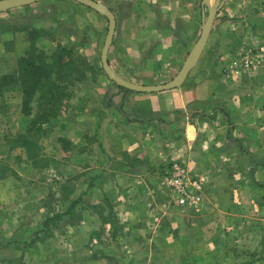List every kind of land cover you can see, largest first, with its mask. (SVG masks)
<instances>
[{
  "label": "crops",
  "instance_id": "crops-1",
  "mask_svg": "<svg viewBox=\"0 0 264 264\" xmlns=\"http://www.w3.org/2000/svg\"><path fill=\"white\" fill-rule=\"evenodd\" d=\"M93 1L114 16L107 63L130 83L154 86L174 78L201 32L200 0ZM106 33L105 17L71 0H43L1 12L0 77L14 72L12 63L27 48L33 49L43 53V59L35 62L48 69V83L72 92L64 108L42 128L50 127L52 138L68 143L73 154L81 153L82 163L91 161L87 154L99 155L101 175L95 181L88 179V185L100 189H89V194L97 192L87 197L96 200L101 214L107 207L116 220L150 215L153 188L166 190L161 177L174 163L200 183L203 202H208L199 212H190L217 215V203L234 202V196L241 194L236 183L239 174L232 173L239 167L232 160V141L246 149L239 136L228 131L229 84L220 65L210 61L213 53L203 49L177 87L137 93L119 89L103 72L100 54ZM210 40L211 34L205 47ZM62 50L73 68L69 80L59 61ZM2 90H6L9 108L2 116L26 121L21 113L23 86L13 83ZM229 121L233 123L231 115ZM8 127L0 130L2 158L8 155L9 148H4ZM168 196L174 202L169 192Z\"/></svg>",
  "mask_w": 264,
  "mask_h": 264
},
{
  "label": "rangeland",
  "instance_id": "rangeland-1",
  "mask_svg": "<svg viewBox=\"0 0 264 264\" xmlns=\"http://www.w3.org/2000/svg\"><path fill=\"white\" fill-rule=\"evenodd\" d=\"M203 1L202 21L208 13ZM215 18L204 49L213 53L207 60L220 65L229 84L228 131L248 150L232 141V160L239 165L232 173L239 174L241 194L234 202L217 203V215L197 216L155 186L150 215L116 220L107 207L101 214L96 200L87 197L89 189H100L88 185L101 175L99 155L87 154L91 161L80 162L81 153L52 138L50 127L26 134L27 117L2 116L8 107L1 87L0 130L9 125L4 134L9 149L0 157V264H264V0H224ZM42 55L27 48L20 58L41 61ZM20 58L9 76H20ZM61 61L71 63L66 56ZM66 74L71 76L67 68ZM66 93L69 98L72 92ZM24 135L37 141L36 158L20 146Z\"/></svg>",
  "mask_w": 264,
  "mask_h": 264
},
{
  "label": "trees",
  "instance_id": "trees-1",
  "mask_svg": "<svg viewBox=\"0 0 264 264\" xmlns=\"http://www.w3.org/2000/svg\"><path fill=\"white\" fill-rule=\"evenodd\" d=\"M64 54H66V51L62 50L59 61H61ZM35 61H37L35 58H20L18 64L20 65V76L18 75L16 78L6 75L0 77V89L13 83H20L23 86L21 113L28 118L29 124L26 129V134L30 133L29 135L42 130L44 124H49V120L57 115L62 103L66 97L68 98L66 87L50 85L48 83V69L45 65L36 64ZM63 65L65 71L67 68L68 73L72 72L73 68H70L72 67L71 63H64ZM65 77L69 80L71 76L65 74ZM34 96H36V106L31 104ZM18 142L31 159L37 157V154L33 151L38 148L40 149L36 140L24 135L19 137ZM33 243L34 241L30 242V244Z\"/></svg>",
  "mask_w": 264,
  "mask_h": 264
},
{
  "label": "water",
  "instance_id": "water-1",
  "mask_svg": "<svg viewBox=\"0 0 264 264\" xmlns=\"http://www.w3.org/2000/svg\"><path fill=\"white\" fill-rule=\"evenodd\" d=\"M43 0H0V13L5 12L10 9L25 7ZM78 3L94 12L102 15L107 20V33L103 43V47L100 54L101 68L107 78L111 80L116 86L137 92V93H155L165 90H170L177 87L184 80L185 76L189 70L193 67L197 59L199 58L201 52L203 51L207 38L212 27L214 18L224 3V0H216L214 5L211 7L209 5V0H204V4L208 6V13L206 19L202 21L200 35L189 52L187 59L185 60L183 66L177 75L168 83L154 86H143L134 83L127 82L120 77H118L109 67L107 63V52L111 45L114 29H115V19L112 12L103 4L93 1V0H71Z\"/></svg>",
  "mask_w": 264,
  "mask_h": 264
},
{
  "label": "built area",
  "instance_id": "built-area-1",
  "mask_svg": "<svg viewBox=\"0 0 264 264\" xmlns=\"http://www.w3.org/2000/svg\"><path fill=\"white\" fill-rule=\"evenodd\" d=\"M161 184L174 198V203L193 212L203 207V194L200 183L187 177L178 164H171L161 177Z\"/></svg>",
  "mask_w": 264,
  "mask_h": 264
}]
</instances>
